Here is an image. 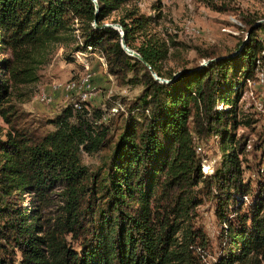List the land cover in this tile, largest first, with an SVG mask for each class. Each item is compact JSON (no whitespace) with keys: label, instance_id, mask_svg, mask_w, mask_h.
<instances>
[{"label":"trees","instance_id":"16d2710c","mask_svg":"<svg viewBox=\"0 0 264 264\" xmlns=\"http://www.w3.org/2000/svg\"><path fill=\"white\" fill-rule=\"evenodd\" d=\"M95 1L97 13L92 0H0V264H201L203 198L219 223L218 264H264V168L253 193L242 177L247 143L236 137L249 124L237 103L263 61L264 22L245 20L248 42L234 55L198 51L209 63L173 79L163 70L170 46L152 33L159 16L140 14L137 0ZM116 12L124 15L107 23ZM105 24L119 25L125 44L172 81L156 82ZM52 44L97 53L120 85L141 92L108 118L71 104L35 128L12 100L38 81ZM211 138L221 157L207 175L198 144ZM102 152L94 171L82 163V153Z\"/></svg>","mask_w":264,"mask_h":264},{"label":"rangeland","instance_id":"374dc122","mask_svg":"<svg viewBox=\"0 0 264 264\" xmlns=\"http://www.w3.org/2000/svg\"><path fill=\"white\" fill-rule=\"evenodd\" d=\"M134 5L142 15L159 16L152 33L170 46L168 58L163 63L165 72L178 73L184 68L202 65L205 60L200 59L198 51L216 49L222 55H234L240 42H248L245 20L264 22V0H137ZM123 15L124 12L113 13L107 23L117 21ZM257 37L264 40L263 33H258ZM139 41L136 40V46ZM72 47L73 44L50 45L37 68L38 81L19 88L23 97L18 95V99L16 96L12 100L35 128L38 123L45 124L54 119L72 103L77 108L81 103L86 104L84 106L90 114L92 109H100L108 118L123 111L121 101H133L141 92V87L120 85L107 73L104 59L97 53L89 50L72 53ZM262 56L263 61L257 62L254 81L247 83L237 103L242 116L240 120L249 123L242 122L238 126L236 137H243L247 143L245 155L241 156L242 177L244 183H250L253 193L260 186L258 172L262 173L264 168V145L256 149L259 138L264 139V51ZM3 57L0 55V60ZM89 83L92 94L82 98L79 95L84 94L85 85ZM0 127L2 135L7 127L1 120ZM43 129L53 130V127L47 125ZM198 145L202 173L213 174L221 157L217 139L211 138ZM104 157V152L82 153L81 156L82 163L92 171L101 165ZM249 198H244L245 206L250 203ZM23 202L30 204V198H24ZM213 209L214 203L203 198L202 205L196 210L197 225L207 238L205 248L198 250L201 264H218L220 256V229Z\"/></svg>","mask_w":264,"mask_h":264},{"label":"water","instance_id":"95a60500","mask_svg":"<svg viewBox=\"0 0 264 264\" xmlns=\"http://www.w3.org/2000/svg\"><path fill=\"white\" fill-rule=\"evenodd\" d=\"M92 2L94 3V6H95V10H96V13H97V4H96V1L95 0H92ZM103 27H108V28H112L114 30H116L117 32H119L120 34V46L122 48V50L130 57H133L135 59H137L138 61H140L147 69L148 71L150 72L152 78L158 82V83H161V84H168L170 83L172 80H165V79H161L159 78L154 72L153 70L150 68V66H148L144 61L143 59L135 52L133 51L132 49H130L124 42V32L122 31V28L119 26V25H116V24H105ZM247 36H249V33H247ZM242 47V46H241ZM217 60H220V59H215L214 61H217ZM209 63V61L203 63L200 68L206 66L207 64ZM182 72H178L176 73L174 76H173V79L176 78L179 74H181Z\"/></svg>","mask_w":264,"mask_h":264},{"label":"built area","instance_id":"2783aa9c","mask_svg":"<svg viewBox=\"0 0 264 264\" xmlns=\"http://www.w3.org/2000/svg\"><path fill=\"white\" fill-rule=\"evenodd\" d=\"M110 79H111V77H110ZM91 89H90V84H87V85H85V90H84V94H82V95H79V96H91ZM73 104V103H72ZM73 107H74V105H73ZM75 109H80V108H76V107H74ZM114 110V112H116V109H113Z\"/></svg>","mask_w":264,"mask_h":264},{"label":"bare ground","instance_id":"6f19581e","mask_svg":"<svg viewBox=\"0 0 264 264\" xmlns=\"http://www.w3.org/2000/svg\"><path fill=\"white\" fill-rule=\"evenodd\" d=\"M90 84V83H89ZM87 85V84H86ZM46 97V96H45ZM83 98V97H82ZM43 101V100H42ZM46 102H49V100H47ZM77 108V107H76Z\"/></svg>","mask_w":264,"mask_h":264}]
</instances>
